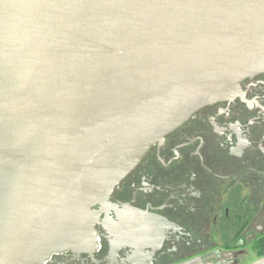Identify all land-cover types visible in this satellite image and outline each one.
<instances>
[{
    "label": "water",
    "instance_id": "95a60500",
    "mask_svg": "<svg viewBox=\"0 0 264 264\" xmlns=\"http://www.w3.org/2000/svg\"><path fill=\"white\" fill-rule=\"evenodd\" d=\"M263 72L264 0H0V264L88 252L150 148Z\"/></svg>",
    "mask_w": 264,
    "mask_h": 264
},
{
    "label": "flooded vegetation",
    "instance_id": "af4514ba",
    "mask_svg": "<svg viewBox=\"0 0 264 264\" xmlns=\"http://www.w3.org/2000/svg\"><path fill=\"white\" fill-rule=\"evenodd\" d=\"M110 203L88 252L53 254L45 264H251L264 257V72L153 145Z\"/></svg>",
    "mask_w": 264,
    "mask_h": 264
},
{
    "label": "trees",
    "instance_id": "16d2710c",
    "mask_svg": "<svg viewBox=\"0 0 264 264\" xmlns=\"http://www.w3.org/2000/svg\"><path fill=\"white\" fill-rule=\"evenodd\" d=\"M261 255H264V250H262Z\"/></svg>",
    "mask_w": 264,
    "mask_h": 264
}]
</instances>
